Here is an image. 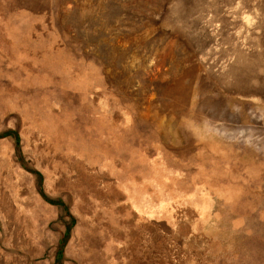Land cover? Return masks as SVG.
Listing matches in <instances>:
<instances>
[{"label": "rangeland", "instance_id": "1", "mask_svg": "<svg viewBox=\"0 0 264 264\" xmlns=\"http://www.w3.org/2000/svg\"><path fill=\"white\" fill-rule=\"evenodd\" d=\"M0 264H264V0H0Z\"/></svg>", "mask_w": 264, "mask_h": 264}]
</instances>
